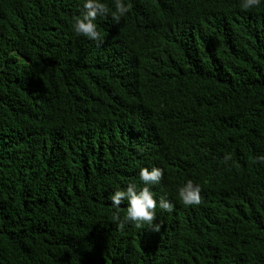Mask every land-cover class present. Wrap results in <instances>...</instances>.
Instances as JSON below:
<instances>
[{
    "label": "trees",
    "instance_id": "obj_1",
    "mask_svg": "<svg viewBox=\"0 0 264 264\" xmlns=\"http://www.w3.org/2000/svg\"><path fill=\"white\" fill-rule=\"evenodd\" d=\"M127 2L98 45L81 0H0V264H264V4ZM143 167L159 232L107 199Z\"/></svg>",
    "mask_w": 264,
    "mask_h": 264
},
{
    "label": "clouds",
    "instance_id": "obj_2",
    "mask_svg": "<svg viewBox=\"0 0 264 264\" xmlns=\"http://www.w3.org/2000/svg\"><path fill=\"white\" fill-rule=\"evenodd\" d=\"M81 3L82 9L79 15L73 17L71 29L75 35L83 36L98 45L104 42V37L98 30L97 19L110 16L113 24L118 25L131 10V4L127 0H113L112 9L104 0H81ZM261 4H264V0H241L240 7L242 10H250ZM223 159L224 163L228 164L232 159L231 154H225ZM256 162L264 164V156H258ZM163 174L164 170L160 167H143L138 173L143 187L128 183L126 187L116 188L107 197L117 212L122 203H127L123 219L121 220L119 216L113 217L118 222V227L123 229L125 224L130 223L137 229L148 228L153 232L160 231L161 224L154 223L157 209L168 213L174 209V205L166 198V194L157 198L156 192L153 191L155 186L160 185ZM178 198L184 206L199 205L202 202L200 184L189 179L179 187Z\"/></svg>",
    "mask_w": 264,
    "mask_h": 264
}]
</instances>
